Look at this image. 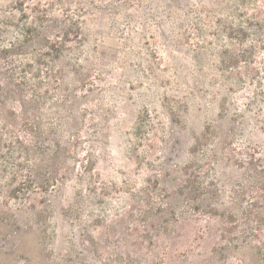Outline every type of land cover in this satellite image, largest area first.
<instances>
[{
  "label": "rangeland",
  "instance_id": "obj_1",
  "mask_svg": "<svg viewBox=\"0 0 264 264\" xmlns=\"http://www.w3.org/2000/svg\"><path fill=\"white\" fill-rule=\"evenodd\" d=\"M22 7L30 18L26 8L48 7L61 26H78L80 38L70 35L74 53L55 63L62 107L43 111L45 164L34 157L36 178L48 177L53 128L63 143L51 176L61 182L26 193L11 190L21 178L0 182V264H264L240 239L226 241V223L210 207L191 206L177 189L205 135L214 159L202 161L207 206L230 210L254 200L264 212V191L238 193L251 187L250 155L264 166V37L257 40L242 17L243 10L257 17L253 6L0 0V27L25 21ZM251 46L255 59L237 58Z\"/></svg>",
  "mask_w": 264,
  "mask_h": 264
},
{
  "label": "trees",
  "instance_id": "obj_2",
  "mask_svg": "<svg viewBox=\"0 0 264 264\" xmlns=\"http://www.w3.org/2000/svg\"><path fill=\"white\" fill-rule=\"evenodd\" d=\"M242 5L244 7L253 6V9L256 10L257 17L248 18L245 10L242 12V17L246 19L247 25L256 27L254 35L257 40H262L264 37V0H242ZM48 7L43 9L39 7L26 8L30 9V13L33 14L31 18L28 17L25 7H22L20 11L23 12L22 16L25 17V21L19 19L16 24L3 23L0 27V161H4L6 164L3 167L0 166V182L5 183L9 179L11 182L21 178L18 186L11 188L13 193H26L32 185L48 191L54 189L61 182L60 178L51 176L55 167L60 164L59 154L63 143L60 140L61 137L53 132V128H47L49 129L48 136H53V138L47 139L49 144L47 149L50 154L46 158L48 159L46 167L49 166L50 171L47 172L51 173L50 175L48 173V177L36 178L41 174L39 166L37 167L34 162V157L37 154L40 155L38 161L44 160L45 164L43 154L46 157L44 150L46 138L40 131L43 125V111L45 112L52 105L55 109L62 107L59 100V83L63 78V71L58 69L55 63L61 59L65 52L70 55L74 53V47L67 45V39L70 35L79 39L80 30L74 24L70 27L61 26L60 21L51 16ZM254 20L256 21L255 25ZM239 29L241 35L249 37L244 25ZM60 33L67 37L65 41H62ZM255 57V47L251 46L237 58L253 60ZM256 72L258 71L256 70ZM261 73H264V70L263 72L261 70L259 74ZM259 85V95L264 98L263 82L260 81ZM56 119V121L63 120L59 116ZM25 135L31 140L25 139ZM202 138L205 140L207 136L204 135ZM203 139L202 141L197 140L194 146L192 166L187 167L190 170L189 173L181 169L185 178L182 180V184L177 187L179 195L187 198V202L198 209L203 205L210 207L209 213L222 218L226 223V227L223 228L224 234L227 235L226 241L231 244L232 241L238 242L240 239L245 248L253 250L257 256H260L261 261L264 258V235L261 234L264 212L255 211L254 200L250 203L247 202V206L237 204L238 208L221 211L206 204L207 197L212 194V190L205 182L207 174L201 172L204 160L209 159L210 156L203 149ZM199 154H201L200 157ZM250 156L252 162L247 164L252 166L250 168L251 175H247L252 179L251 187H240L238 193L243 195L246 194L247 189L252 192L255 189L264 191L263 160L252 154ZM213 160V157L210 156V161ZM238 162L241 164L240 160ZM213 163L215 164V162ZM38 180H42V184H39Z\"/></svg>",
  "mask_w": 264,
  "mask_h": 264
}]
</instances>
